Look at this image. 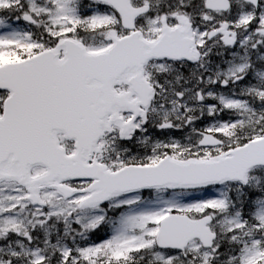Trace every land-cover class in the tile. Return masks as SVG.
Masks as SVG:
<instances>
[{
  "label": "snow or ice",
  "instance_id": "obj_1",
  "mask_svg": "<svg viewBox=\"0 0 264 264\" xmlns=\"http://www.w3.org/2000/svg\"><path fill=\"white\" fill-rule=\"evenodd\" d=\"M0 264H264V0H0Z\"/></svg>",
  "mask_w": 264,
  "mask_h": 264
}]
</instances>
